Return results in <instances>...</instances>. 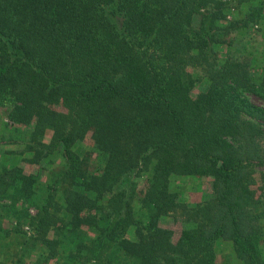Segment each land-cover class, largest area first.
<instances>
[{"label":"trees","instance_id":"obj_1","mask_svg":"<svg viewBox=\"0 0 264 264\" xmlns=\"http://www.w3.org/2000/svg\"><path fill=\"white\" fill-rule=\"evenodd\" d=\"M249 1L0 0V106L22 144L0 163V198L37 206L0 229L20 240L10 264H219L228 233L242 264H264V106L247 97L264 101V74L252 54L221 53L264 23ZM190 67L208 80L197 96ZM23 153L49 170L40 199ZM210 175L214 195L195 205L172 189ZM174 213L175 242L161 226Z\"/></svg>","mask_w":264,"mask_h":264},{"label":"rangeland","instance_id":"obj_2","mask_svg":"<svg viewBox=\"0 0 264 264\" xmlns=\"http://www.w3.org/2000/svg\"><path fill=\"white\" fill-rule=\"evenodd\" d=\"M264 0H250L242 11H246L251 5L260 4ZM197 28H193V36H197ZM231 39L233 40V45L231 47L224 46L221 49L222 56L226 57L228 55H241L246 53L252 54L254 57V72L261 76L264 74V60L261 53L264 51V23H258V25H252L248 29L234 32L231 34ZM189 71L193 75H200L202 78L197 81L195 88L192 90V95L197 96V94L202 91L208 84L207 78L203 76L200 69L196 67H190ZM251 101L261 104L264 106V101L253 96H247ZM8 106H0V163L6 162L9 157V151H16L22 149L21 143H11L12 139H15L16 128L13 125L10 115L8 114ZM17 126V125H16ZM21 125H18L20 127ZM27 133V128L23 127ZM53 135L52 128H49L45 135V141L50 142ZM94 146V140L92 134L88 133L87 136L82 140L79 145L80 151H86L92 149ZM38 153H23V155H18V163L22 168V176L26 179L31 180L32 177L36 176L42 181V185L38 184V191L35 194L37 199L45 196V190L43 185L47 182L49 170L40 172L39 165L36 163V158ZM11 159V158H10ZM12 161V159H11ZM0 164V166H1ZM260 168L259 171H263ZM147 178L148 175L145 173L139 180V189L143 192L147 190ZM214 181L215 176H204V177H179L175 179L172 183V189L176 191L179 195V199L190 205H195L196 203L208 199L214 195ZM264 183L260 178V173L256 174V183L253 187L257 190L258 199H264V188L262 186ZM33 210V211H32ZM37 212L36 205H29V201L25 198H21L19 201L12 202L11 199L2 197L0 198V229L12 228L16 222L21 221L25 217L24 213H29L34 215ZM161 226L168 229L172 234L173 242H175L181 232L183 227V218L179 216L178 213L174 215H169L163 217L161 220ZM230 233H228L224 238H222L216 246L217 249V262L219 264H242L241 260L237 258L235 249L233 247L232 239L230 238ZM2 238V237H0ZM19 237L17 234L13 237L0 239V259L8 260L7 264L14 261L19 248ZM262 256L264 258V245L261 247ZM3 260H0V263ZM48 264H58L56 260L51 261ZM98 264V263H96ZM100 264V263H99Z\"/></svg>","mask_w":264,"mask_h":264},{"label":"built area","instance_id":"obj_3","mask_svg":"<svg viewBox=\"0 0 264 264\" xmlns=\"http://www.w3.org/2000/svg\"><path fill=\"white\" fill-rule=\"evenodd\" d=\"M33 211V210H32ZM28 228V227H27Z\"/></svg>","mask_w":264,"mask_h":264}]
</instances>
